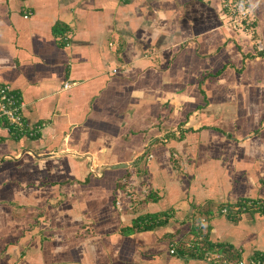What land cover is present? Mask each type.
Instances as JSON below:
<instances>
[{"label":"crops","instance_id":"1","mask_svg":"<svg viewBox=\"0 0 264 264\" xmlns=\"http://www.w3.org/2000/svg\"><path fill=\"white\" fill-rule=\"evenodd\" d=\"M251 2L254 38L222 0H0V83L41 126L0 120V264H216L179 250L204 234L264 252V56H243L264 41V0ZM240 198L258 204L220 212ZM145 213L159 222L136 224Z\"/></svg>","mask_w":264,"mask_h":264},{"label":"built area","instance_id":"2","mask_svg":"<svg viewBox=\"0 0 264 264\" xmlns=\"http://www.w3.org/2000/svg\"><path fill=\"white\" fill-rule=\"evenodd\" d=\"M222 11L228 19V24L232 28H239L244 23L251 22L253 5H250L248 0H222ZM257 47L262 48L260 40H257ZM68 85L69 83H65V86ZM25 104L26 102L19 92L9 83H0V118L5 120V126L16 133L35 134L40 130L41 126L30 127L28 125L23 115ZM257 204L258 202L252 199H241L231 204H223L219 210L224 214H238L246 209L257 206ZM173 250L174 248L172 247L170 251ZM205 254L216 264H264V257L260 254L246 258L239 257L234 260L224 257L215 248L206 250Z\"/></svg>","mask_w":264,"mask_h":264},{"label":"trees","instance_id":"3","mask_svg":"<svg viewBox=\"0 0 264 264\" xmlns=\"http://www.w3.org/2000/svg\"><path fill=\"white\" fill-rule=\"evenodd\" d=\"M248 3L250 5H252L251 0H248ZM255 24H256V20L253 18L251 23H250V26L252 27V31H253L251 38H254V36H255ZM259 40L262 43V48H258L256 46V43H253L249 52H246L243 54L244 57H255V56L263 57L264 56V41L262 40V38H259ZM0 120L3 121V123L5 125V120L2 118H0ZM241 199H251V198H240V199H237L235 201L222 203L221 206L223 204H231L232 202H238ZM257 209H260L263 211L264 210V203L261 202V204L257 206ZM165 214H166V216H169L168 213H165ZM136 220H137L135 222L136 224H138V223L141 224V222L143 220L144 221L148 220L147 224H143V225H146V227H151L154 223L159 222L160 219L158 218V216L156 214L145 213V214L139 215ZM196 229L200 231V226H196ZM203 236L204 237L201 240V243L199 244V246L196 245V246L190 247L187 245H183V246L181 245L179 248L180 252L181 253L187 252V253L191 254L192 256H204L206 250L215 248L218 251H220V253H222L223 256L226 258L234 260V259L241 257L240 254H236V250L230 244L224 243V242H212L206 238L205 234ZM260 255H262L264 257V252L260 253Z\"/></svg>","mask_w":264,"mask_h":264},{"label":"rangeland","instance_id":"4","mask_svg":"<svg viewBox=\"0 0 264 264\" xmlns=\"http://www.w3.org/2000/svg\"><path fill=\"white\" fill-rule=\"evenodd\" d=\"M254 8V7H253ZM254 10V9H253ZM251 16V14H250ZM252 19H253V13H252ZM252 21V20H251ZM250 23L251 22H248V23H244L242 26H240L239 28H232L230 25V27L234 30H239V31H246V34H250L252 33V27L250 26ZM244 26V27H243ZM253 34V33H252ZM257 40L259 39H256V41L254 43H256V46H257Z\"/></svg>","mask_w":264,"mask_h":264},{"label":"water","instance_id":"5","mask_svg":"<svg viewBox=\"0 0 264 264\" xmlns=\"http://www.w3.org/2000/svg\"><path fill=\"white\" fill-rule=\"evenodd\" d=\"M128 163L126 162H120V163H113V164H110L109 166L111 167H118V166H126Z\"/></svg>","mask_w":264,"mask_h":264}]
</instances>
